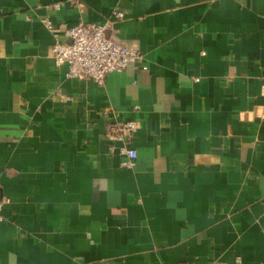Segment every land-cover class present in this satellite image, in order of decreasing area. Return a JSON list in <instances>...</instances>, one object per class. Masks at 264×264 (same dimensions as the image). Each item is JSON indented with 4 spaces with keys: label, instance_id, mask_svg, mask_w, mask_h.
Segmentation results:
<instances>
[{
    "label": "crops",
    "instance_id": "obj_1",
    "mask_svg": "<svg viewBox=\"0 0 264 264\" xmlns=\"http://www.w3.org/2000/svg\"><path fill=\"white\" fill-rule=\"evenodd\" d=\"M81 22L144 61L69 77ZM0 183V264H264V0H0Z\"/></svg>",
    "mask_w": 264,
    "mask_h": 264
},
{
    "label": "built area",
    "instance_id": "obj_2",
    "mask_svg": "<svg viewBox=\"0 0 264 264\" xmlns=\"http://www.w3.org/2000/svg\"><path fill=\"white\" fill-rule=\"evenodd\" d=\"M61 5L58 3L55 8L59 9ZM114 16L121 18L123 13L115 12ZM44 22L47 27L53 28L48 18ZM107 27V23L96 22H81L66 27L62 33L69 41L64 40L61 33H56L53 45L55 64L58 67L66 65L69 77L91 79L103 84L108 73L121 72L144 61V56L138 49L107 37ZM141 64L142 69L148 68L146 64ZM137 128L138 123L134 120L113 121L109 125V133L130 140ZM121 151L125 156L123 164L132 167L138 157L137 150L127 143ZM8 202L0 183V221L4 220L3 208Z\"/></svg>",
    "mask_w": 264,
    "mask_h": 264
}]
</instances>
